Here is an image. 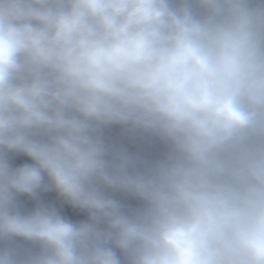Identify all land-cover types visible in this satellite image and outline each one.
<instances>
[{"label": "clouds", "instance_id": "obj_1", "mask_svg": "<svg viewBox=\"0 0 264 264\" xmlns=\"http://www.w3.org/2000/svg\"><path fill=\"white\" fill-rule=\"evenodd\" d=\"M0 264H264V0H0Z\"/></svg>", "mask_w": 264, "mask_h": 264}]
</instances>
